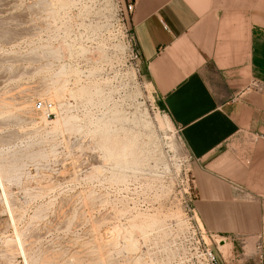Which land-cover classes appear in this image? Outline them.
Masks as SVG:
<instances>
[{"label": "rangeland", "instance_id": "rangeland-1", "mask_svg": "<svg viewBox=\"0 0 264 264\" xmlns=\"http://www.w3.org/2000/svg\"><path fill=\"white\" fill-rule=\"evenodd\" d=\"M120 3L0 0V167L12 170L1 175L8 198L0 181V264H25L23 254L35 264H145L127 238L138 249L185 218L193 160L137 71ZM60 44L72 46L38 58L39 47ZM62 65L74 72L52 101L74 118L58 127L38 117L35 125L31 110ZM248 242L226 240L227 253L212 246L221 264H258Z\"/></svg>", "mask_w": 264, "mask_h": 264}, {"label": "crops", "instance_id": "crops-1", "mask_svg": "<svg viewBox=\"0 0 264 264\" xmlns=\"http://www.w3.org/2000/svg\"><path fill=\"white\" fill-rule=\"evenodd\" d=\"M134 1L143 76L192 157L197 214L212 235L256 249L264 241V0Z\"/></svg>", "mask_w": 264, "mask_h": 264}, {"label": "built area", "instance_id": "built-area-1", "mask_svg": "<svg viewBox=\"0 0 264 264\" xmlns=\"http://www.w3.org/2000/svg\"><path fill=\"white\" fill-rule=\"evenodd\" d=\"M120 4L119 13L124 26L123 33L127 48L133 59L137 61V71L141 73L142 61L130 24L131 16L136 9V2L122 0ZM33 108L38 113L49 114L53 110L59 111L54 102L42 100L36 102ZM185 209L184 219L166 223L161 231L154 233L156 237H152L151 241H139L140 254L147 259L148 264H221L219 255L212 246V241H215L216 236L200 224L192 193H190ZM255 256L259 264H264V241L257 244Z\"/></svg>", "mask_w": 264, "mask_h": 264}, {"label": "bare ground", "instance_id": "bare-ground-1", "mask_svg": "<svg viewBox=\"0 0 264 264\" xmlns=\"http://www.w3.org/2000/svg\"><path fill=\"white\" fill-rule=\"evenodd\" d=\"M63 6H65V5H63ZM51 14V13H50ZM50 16H52V15H50ZM53 17V16H52ZM47 18H51V17H47ZM72 45H69V44H60L59 46H56V47H54V46H52V45H48L47 47L46 46H43V47H39L38 48V50H37V53H38V58L39 59H42V58H44V57H49V58H58V57H60V56H62L64 53V51L66 50V49H68V48H70ZM71 49V48H70ZM47 65H51V63L50 62H48L47 63ZM42 69V68H41ZM74 71L72 70V69H70V68H68V66H66V65H62L60 68H59V70L56 72V73H54L48 80L49 81H45L47 84H48V86H46L45 88L46 89H44L43 88V90L45 91H40V93L42 92V93H46L45 95H46V97L45 98H43L42 99V101H50V102H55L56 103V108L57 109H59V111L57 110V111H55V110H53L51 113H38V112H36L35 110H34V108L31 110V114L32 115H34V117L31 115V117H33V119L35 120L34 122V124L36 125L38 122H37V120L36 119H38V117L42 120V121H44V122H46L47 124H53V125H55V126H58L59 127V125L63 122L65 125L66 124H68V123H70V121H72L71 119H73L74 117L73 116H71V117H69V116H67V117H65V118H63L61 115L63 114V106H64V103L63 102H59L60 100V98H63V95H64V93H65V91L67 90V86L66 85H68L69 83H70V80H69V77L71 76V74L73 73ZM25 93V92H24ZM25 95V94H24ZM28 95H30V94H28ZM26 96V95H25ZM22 97V96H21ZM44 97V96H43ZM49 99V100H48ZM53 99H58L59 101H52ZM1 101H4V98H3V100H1ZM27 101V100H26ZM7 102V101H6ZM23 102V101H22ZM2 103V102H1ZM0 103V104H1ZM4 104V106H5V102H3ZM8 103V102H7ZM29 103H30V101H29ZM59 103V104H58ZM25 105H26V103H24ZM32 104V103H31ZM3 105L1 106V107H3ZM24 105V106H25ZM27 105H28V103H27ZM7 106H9V105H7ZM22 106H23V103H22ZM29 107V108H28ZM28 107H25V109H29L30 110V105H28ZM5 108V107H4ZM3 108V109H4ZM2 108H0V110H1ZM25 109H21L22 111L24 110V111H27V110H25ZM5 111H6V109H4ZM3 110V111H4ZM2 111V110H1ZM1 111H0V113H1ZM9 112V111H8ZM12 112V111H11ZM18 112V111H17ZM19 112H21V111H19ZM30 112V111H29ZM3 113V112H2ZM14 113V112H13ZM22 113H24V112H22ZM28 114V113H27ZM29 115V114H28ZM37 116V117H36ZM36 117V118H35ZM73 117V118H72ZM20 120V119H19ZM77 120V119H76ZM106 145L107 144H105V147H106ZM107 151H108V149H107ZM108 153L110 154V152L108 151ZM11 159V158H10ZM14 161H16V160H14ZM19 161V160H18ZM3 163V162H2ZM1 164V163H0ZM4 164V163H3ZM8 165V164H7ZM6 165V166H7ZM5 166V165H4ZM3 166V167H4ZM5 166V167H6ZM10 166V165H9ZM1 167H2V164H1ZM0 167V181H1V185H2V187H3V192L5 193V196H6V191H5V187L3 186V181L5 180H3V178H5V174L3 173V172H6V169H3V168H1ZM8 167V166H7ZM6 167V168H7ZM11 167V166H10ZM9 167V168H10ZM13 167H16L15 169H17L18 167L17 166H13ZM12 168V167H11ZM20 168V167H19ZM12 169H14V168H12ZM10 172H6V173H8V174H12L11 173V171L12 170H10V169H8ZM94 170V169H93ZM2 173L4 174V176H3V178H1V175H2ZM6 176H7V174H6ZM11 177H13V175L11 176ZM10 177V178H11ZM12 180V179H11ZM17 180V179H16ZM2 192V191H1ZM4 195V194H3ZM9 196V195H8ZM4 198H8L7 196L6 197H4ZM9 200V199H8ZM91 200V199H90ZM94 200H95V198H94ZM6 203H7V201H5ZM94 202V201H93ZM92 202V203H93ZM7 204H9V201H8V203ZM1 205V204H0ZM8 208H9V205H8ZM10 208H13V207H11L10 206ZM17 210V209H16ZM4 211V210H3ZM9 212H10V214H12V210H8ZM4 214V213H3ZM15 216V215H14ZM13 217V215L11 216V218ZM15 218V217H14ZM12 220H14V219H12ZM199 221H200V224L201 225H203V223L201 222V220H200V218H199ZM154 229H152L151 231H153ZM160 231L162 230V228H160L159 229ZM17 233H18V231H17ZM20 234H21V232H20ZM149 234V233H148ZM148 234L146 235V236H144V237H142V239H146L147 238V236H148ZM19 237V236H18ZM22 237V236H21ZM20 237V238H21ZM125 237V236H124ZM139 238V237H138ZM131 239V238H130ZM24 240V239H23ZM124 240H126V238L124 239ZM11 241L12 240H10L9 241V243H11ZM15 241V240H14ZM106 241V240H105ZM108 241V240H107ZM114 241V240H113ZM132 241L133 240H129L128 238H127V241L125 242V244L127 245V247H128V244H129V246H131V248H129V250L130 249H132V250H139V244H138V249H135L136 247H135V245H133L134 244V241H133V244H132ZM216 241V243H217V245L224 251V252H228V245L229 244H225V242H226V240L223 238V237H221L219 240H215ZM18 242V241H17ZM20 242V241H19ZM136 242V241H135ZM8 243V242H7ZM22 242H20V244H21ZM113 243V242H112ZM115 243V242H114ZM6 244V243H5ZM18 244V243H17ZM20 244H18L19 246H20ZM101 244V243H100ZM100 244H98V245H100ZM10 246V245H9ZM22 246V245H21ZM111 246V245H110ZM6 247V246H5ZM14 247V246H13ZM20 248V247H19ZM23 248V247H22ZM22 248H20V249H22ZM26 248V247H25ZM101 248H103V247H100V249ZM7 249V248H6ZM10 250H11V247L9 248ZM19 249V250H20ZM94 249H98V248H94ZM231 249V248H230ZM8 250V249H7ZM23 250V252H24V249H22ZM100 251V250H99ZM116 251V250H115ZM119 251H121V250H119ZM101 252V251H100ZM108 252V251H107ZM112 252V251H111ZM122 252V251H121ZM21 254H22V252H20ZM25 253V252H24ZM91 253H93V252H91ZM230 253V252H229ZM17 254V253H16ZM15 254V255H16ZM95 254V253H94ZM102 254V253H101ZM108 254V253H107ZM9 255V254H8ZM24 255V258H25V264H30L31 263V261H30V263H29V260H28V257H26V255L25 254H23ZM22 255V256H23ZM106 256V255H105ZM116 256V255H115ZM98 259H99V257H98ZM94 260H96V259H94ZM136 260H139V259H137L136 258ZM79 261V260H78ZM104 262H105V260H104ZM134 262V261H133ZM80 263V262H79ZM78 263V264H79ZM134 263H136V262H134ZM145 264H148V262H144ZM31 264H35V262L33 261ZM136 264H141V263H136Z\"/></svg>", "mask_w": 264, "mask_h": 264}]
</instances>
